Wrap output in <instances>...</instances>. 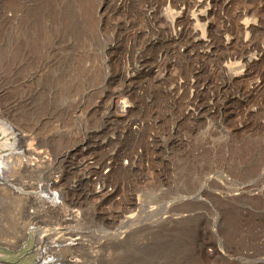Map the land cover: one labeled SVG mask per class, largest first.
Instances as JSON below:
<instances>
[{
	"label": "rangeland",
	"instance_id": "obj_1",
	"mask_svg": "<svg viewBox=\"0 0 264 264\" xmlns=\"http://www.w3.org/2000/svg\"><path fill=\"white\" fill-rule=\"evenodd\" d=\"M196 1L0 0V120L53 204L0 264H35L46 227L82 264H264V0L203 4L183 51L155 11Z\"/></svg>",
	"mask_w": 264,
	"mask_h": 264
},
{
	"label": "bare ground",
	"instance_id": "obj_2",
	"mask_svg": "<svg viewBox=\"0 0 264 264\" xmlns=\"http://www.w3.org/2000/svg\"><path fill=\"white\" fill-rule=\"evenodd\" d=\"M209 1L210 0H197L194 3L193 9L191 12L188 9L189 7H186L183 4L180 6H177L176 10H172L170 7V2L165 3L162 7L158 6L159 8L156 9L157 11H155V17H154L155 21L156 20H158V21L163 20V16H164V19L170 25H177L178 32L176 34V36H177L176 39H177L178 43L180 44V47L182 48L181 50L184 51L185 48L187 47V44H188L187 40H188L189 34H191L192 36L198 35V29L199 28H198L197 11L200 10V7L203 4H208ZM189 25L192 26L191 29L188 28ZM141 65L149 67L150 70H155V68L157 67L156 65H147L146 63H142ZM105 72H106L105 75L103 74L104 78L100 83H102V85L108 84L110 86V87L109 86L108 87L110 89L111 88L112 89L111 90L109 89L110 91L107 90L108 92L105 91L106 93L104 95L102 93L101 96L103 95V96H106V98H107V94H108L109 95L108 97L110 99H114V98L116 99L115 105L110 106V107L115 108L116 113L124 115V114L128 113L129 111L131 112L134 108V104L131 101V98H129L128 90L130 89V87L125 85V79H122V80L120 79V81L116 80L117 86L115 89H113V86H112V78L113 77L109 74L108 71H105ZM160 76L162 77V75H160ZM123 83H124V85H123ZM102 88H103V86H102ZM15 110H16V108L14 106H13L12 110H10V107H8L7 114L9 116H13ZM12 132H13V130H10V128L3 121L0 120V244L7 246V247H11V248H16L18 246V242H19V240H18V238L20 237L19 234L20 233H26L27 234V231H25L23 229V227H22L23 223H21L20 220L21 219H27L28 217L32 218V220L35 218L42 217L41 214H45V213H42V211L45 209V208H43V206L47 205L46 206L47 209L48 208L53 209V206L51 207V205H53V204H51L52 203V201H51L52 198H50L51 196L49 197L50 201H51L50 202L49 198L46 194L40 195L36 192V190H35L36 189V183L35 182H31V181L24 182L19 177V172L21 171V169H20V165H21L20 161L22 160L21 158L29 156L28 155L29 152H30L29 154L31 156V153H35L36 151L32 150L30 147H27V146H26L27 148L26 147L23 148V146L17 145V143H16V140L18 138V135L16 134L17 132L16 133L13 132L14 133L13 135H12ZM85 148H86V146H85ZM4 149L9 150V152H6V153L3 152ZM38 154L36 153V155H38ZM34 157H35V155L32 156L33 159H34ZM35 158H39V157H35ZM39 159H41V158H39ZM37 163H39V161ZM24 164H25V162H24ZM24 164L22 165V167L24 166ZM32 164H33L32 159H31V161L27 160L26 165H25L26 168L24 167V169L28 172H30V171L35 172V173H36V171L38 172L39 170H37V169H38V165H40V164L37 165V169H36V166L34 168L35 164L33 166H31ZM39 169H40V167H39ZM51 172H52V169H51ZM51 172H50V174H51ZM49 181H50V179H49ZM80 199H79V201H80ZM72 200H71V202H72ZM79 201H78V203H79ZM54 207H55V205H54ZM152 208L154 210V208H156V207H152ZM44 211L47 212L46 210H44ZM148 211L152 212V211H150V209ZM55 212L53 211V213H55ZM58 214H57V216H60ZM72 214H75L74 211H72ZM38 215H40V216H38ZM136 215L134 214L133 217H135ZM48 216H50V215H48ZM57 216H55V217H57ZM128 217H131V216H128ZM30 218H28V219L30 222H32L30 220ZM171 218L172 217L169 218L168 216L167 217L162 216V218L160 217V219L157 218L158 219L157 221L159 222V221L167 220V219H171ZM57 219H59V218H57ZM65 219H68V218H65ZM71 219H72V217H71ZM24 221H26V220H24ZM22 222H23V220H22ZM126 222H127V220H126ZM130 222H133V221H130ZM134 222H136L135 218H134ZM26 223L28 224V221H26ZM20 225L24 231L20 230ZM30 226L31 225H29V228H28L29 231H31L33 229V227L31 228ZM46 228L45 229L41 228L38 230L36 229L37 231H35V230L31 231L35 235H37L36 247L34 250L37 254V259H36L35 264H82L83 263V261H84L83 255H82V257L78 258L79 256L76 257L75 253H77V252L79 253V251L81 252L84 249V247H83L84 243L81 246L80 244L77 245L76 243H72V241L69 242V239H68L69 236L63 237L65 235L64 232H63L64 235L62 234L63 236H61V238L59 236L60 239L58 240V237L54 236L55 232H53V230L46 229ZM59 229H58V231H59ZM56 230H57V227H56ZM63 231H65V230H63ZM127 231L124 230L123 232H120V234L126 236V235H128ZM59 234L60 233L58 232V235ZM115 234L117 235L118 232ZM56 235H57V233H56ZM73 235H74V233H73ZM76 238H79V237L76 236ZM76 238L74 240H76ZM82 242H80V243L82 244ZM69 252H70V254H75V255L69 256ZM263 260H262V262H263Z\"/></svg>",
	"mask_w": 264,
	"mask_h": 264
}]
</instances>
